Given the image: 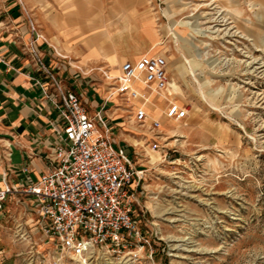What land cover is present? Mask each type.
Masks as SVG:
<instances>
[{"label": "rangeland", "instance_id": "rangeland-1", "mask_svg": "<svg viewBox=\"0 0 264 264\" xmlns=\"http://www.w3.org/2000/svg\"><path fill=\"white\" fill-rule=\"evenodd\" d=\"M119 1L109 0V11ZM127 1L116 25L122 45L131 55H166L168 99L190 111L168 121V103L157 98L151 110L167 137L156 154L150 137H134L131 114L115 117L125 126L116 138L137 147L144 169L137 212L154 254L138 264H264V0ZM88 71L79 69V90L106 95L108 71ZM1 212L0 264H79L46 238L28 199H10ZM91 264L116 262L97 254Z\"/></svg>", "mask_w": 264, "mask_h": 264}, {"label": "built area", "instance_id": "built-area-1", "mask_svg": "<svg viewBox=\"0 0 264 264\" xmlns=\"http://www.w3.org/2000/svg\"><path fill=\"white\" fill-rule=\"evenodd\" d=\"M31 53L53 82L57 118L51 125L56 143L48 170L36 181L25 185V178L14 180L9 173L4 175L0 211L8 200L26 197L46 238L79 264H91L97 254L116 264H138L146 250L153 259L151 241L137 212L139 196L144 194L143 164L135 146L116 138V132L125 126L108 113L114 108L131 114L140 127L134 137H150L151 150L160 151L167 136L163 119L152 113L151 106L157 105L153 98L166 99L164 118L168 121H183L190 112L168 99L173 96L168 57L143 55L126 61L116 77L103 72L109 90L94 114L81 93L64 89L45 68L33 44ZM113 97L125 108L111 105L108 109ZM22 173L28 176L29 168Z\"/></svg>", "mask_w": 264, "mask_h": 264}, {"label": "crops", "instance_id": "crops-1", "mask_svg": "<svg viewBox=\"0 0 264 264\" xmlns=\"http://www.w3.org/2000/svg\"><path fill=\"white\" fill-rule=\"evenodd\" d=\"M130 3L119 1L109 11V0H0V190L6 173L14 180L25 178V185L36 181L48 170L56 143L53 82L33 57L31 45L64 89L81 93L97 108L105 95L97 88L81 92L79 69L117 71L126 61L150 54L131 55L120 40L125 33L117 30V22ZM114 110H109L110 117L118 115ZM25 167L30 170L26 177ZM25 208L21 204L18 211ZM2 222L0 211V227Z\"/></svg>", "mask_w": 264, "mask_h": 264}, {"label": "bare ground", "instance_id": "bare-ground-1", "mask_svg": "<svg viewBox=\"0 0 264 264\" xmlns=\"http://www.w3.org/2000/svg\"><path fill=\"white\" fill-rule=\"evenodd\" d=\"M147 55H156V54H147ZM188 66H189V70H190V73L192 74V75H194V68L197 66V64L196 63H193L191 60H189L188 61ZM119 74H120V72H119ZM119 74L117 75V76H119ZM116 77V76H115ZM161 99V98H160ZM127 131V130H126ZM134 146V145H133ZM136 147V146H135ZM137 148V147H136ZM151 153H158V152H155V151H152L151 150Z\"/></svg>", "mask_w": 264, "mask_h": 264}]
</instances>
